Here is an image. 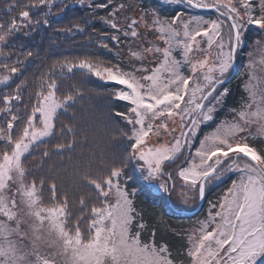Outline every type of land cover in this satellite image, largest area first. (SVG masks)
I'll return each instance as SVG.
<instances>
[{
	"label": "snow or ice",
	"instance_id": "6c2138e0",
	"mask_svg": "<svg viewBox=\"0 0 264 264\" xmlns=\"http://www.w3.org/2000/svg\"><path fill=\"white\" fill-rule=\"evenodd\" d=\"M73 4L84 14L75 17ZM5 7L0 264H264V0H159L157 7L12 0ZM42 29L87 40L29 76L39 52L19 45L14 55L16 39ZM242 55L245 79L230 106ZM97 82L103 91L90 87ZM93 97L104 107L89 115L99 111L120 141L111 151H83L86 130L61 119L77 121L74 109ZM57 158L67 165L50 167ZM134 176L141 191L154 184L185 205L207 201L206 215L188 228L168 225L163 211L138 206Z\"/></svg>",
	"mask_w": 264,
	"mask_h": 264
},
{
	"label": "trees",
	"instance_id": "16d2710c",
	"mask_svg": "<svg viewBox=\"0 0 264 264\" xmlns=\"http://www.w3.org/2000/svg\"><path fill=\"white\" fill-rule=\"evenodd\" d=\"M12 2L10 0L9 2L6 1H0V5L3 7L0 11V18L4 21H7L10 18L9 13L5 9V6ZM7 3V4H6ZM159 3V0H142V6L143 7H157ZM176 9V6H168L167 11H165L164 15H171L173 13V10ZM180 10H183V6H180ZM74 16L79 17L84 14L83 10L78 6V8H75ZM73 13H70L69 16L72 17ZM12 15H15V13H12ZM59 19V18H57ZM65 23H67V18L64 20ZM80 37H84L83 35H76L75 37L71 39H66L64 36L59 35L55 32H53L51 29H42L40 32L32 34L28 37L17 38V50L14 51V55L19 54V45H24L25 50H33L39 52V58L36 59V63L33 65V68L29 70V76H31L32 72L39 71L37 69L36 65H47L52 60L62 58L63 56H73L77 54L78 49L80 48ZM255 38V37H253ZM21 39V40H20ZM87 40V38H86ZM86 40L83 42L85 43ZM5 51H9V49H5ZM242 59L244 60L246 56L242 55ZM241 59V60H242ZM245 62L238 65L237 69V76L236 78L229 83V87L233 92V99L229 101L230 106L232 103L239 98V89L241 87L242 80L245 79V68H244ZM90 87L93 89L103 91V85L99 82L91 84ZM104 102L101 98L93 97L92 99H86L82 105L78 106L74 111L76 112V115L79 117L77 121H72L69 116H63L61 119L66 123H73L78 127H81L82 129L86 130L87 132V140H83L82 142L84 145H89V138H88V132H90V129L92 127L97 128V141H98V147L97 148H103L105 151H107L109 138L110 136L107 134L105 128L103 127L102 118L100 117V112L98 111L96 113V116H90L89 113L92 108H96L99 110L100 103ZM115 108H117L120 111H124V106L122 104H115L113 105ZM67 119V120H66ZM96 120V121H95ZM115 142L111 140V150L114 148H117L120 146V141L117 140L113 145L112 143ZM83 151H86L85 149H82ZM81 151V149H78V152ZM77 158V154H73V159ZM68 161L65 158L64 160L60 159H54L52 162H50V167H59L61 164L67 165ZM139 181L135 176L132 181H130L131 187H137L138 188V198H137V204L140 207H144L146 210H148L153 215H158L157 210H161L164 213V220L168 225H171L172 227H183L188 228L190 227L194 222L201 220L206 215L209 205L207 201L204 202V205L200 209V211L195 213H184L180 210H176L168 206V203L165 202V199L163 196H159L156 194H153L149 188H145L144 190H139ZM224 185H220L219 187L214 188L210 194L208 195V200H215L217 195L221 193L223 190ZM169 239H171L169 237ZM172 243L176 247H180L182 245V241L173 240Z\"/></svg>",
	"mask_w": 264,
	"mask_h": 264
},
{
	"label": "rangeland",
	"instance_id": "374dc122",
	"mask_svg": "<svg viewBox=\"0 0 264 264\" xmlns=\"http://www.w3.org/2000/svg\"><path fill=\"white\" fill-rule=\"evenodd\" d=\"M1 1V0H0ZM2 1H6V2H9L10 0H2ZM7 4V3H6ZM171 6H175V5H171ZM2 6L0 5V11L2 10ZM75 8H78V6L77 5H75V4H73V11H74V9ZM4 10H6V7H5V9ZM0 21H4L3 20V18L1 19L0 18ZM23 37H25V36H19L18 38H22L23 39ZM21 40V39H20ZM86 40V38H84V37H80V44L79 45H83V44H85V43H83L84 41ZM243 57L241 56L240 57V59H239V61H238V65L239 64H241V63H243V62H245V65H244V68L246 67V64H247V58H245L244 60L242 59ZM242 59V60H241ZM260 59V57L259 56H257V60H259ZM238 65H237V67H238ZM233 75V74H232ZM238 75V74H237ZM0 87H2V86H0ZM104 107V102H102V103H100V107H99V110L100 109H102ZM67 120V119H66ZM96 121V120H95ZM96 131H97V128H95V127H92L91 129H90V132H88V138H89V145H85V147H84V149L86 150V151H91V150H96V149H98L97 147H98V141H97V138L98 137H96L97 136V133H96ZM111 137L109 138V143H108V149H107V151H110V149L112 148L111 147ZM113 141H117V140H113ZM115 142H113L112 143V145L115 143ZM138 175V174H137ZM149 188V190L153 193V194H156V195H159V196H163L164 197V199H165V202H167L168 203V206H170L171 208H173V209H176L177 211L178 210H180V211H182V212H188L189 213V211H194V210H196L198 207H199V205H200V201L199 202H197L196 204H188V205H185L182 201H181V199H179L178 198V193L177 194H174V195H172L171 197H169V196H167L166 194H164V193H162L154 184L152 185V186H150V187H148Z\"/></svg>",
	"mask_w": 264,
	"mask_h": 264
},
{
	"label": "water",
	"instance_id": "95a60500",
	"mask_svg": "<svg viewBox=\"0 0 264 264\" xmlns=\"http://www.w3.org/2000/svg\"><path fill=\"white\" fill-rule=\"evenodd\" d=\"M232 74H233V75H232V77H231L230 82L233 81V80L236 78V76H237V67L235 68V70L233 71ZM204 202H205V201H200V205H199V207H198L195 211H193L192 213H195V212L200 211V209H201L202 206L204 205Z\"/></svg>",
	"mask_w": 264,
	"mask_h": 264
}]
</instances>
